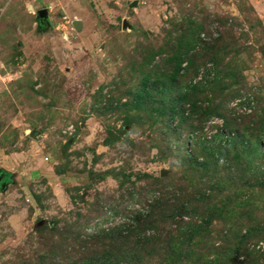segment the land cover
<instances>
[{"label":"rangeland","instance_id":"rangeland-1","mask_svg":"<svg viewBox=\"0 0 264 264\" xmlns=\"http://www.w3.org/2000/svg\"><path fill=\"white\" fill-rule=\"evenodd\" d=\"M43 8L48 13L40 18ZM181 24L188 31L198 25L200 38L220 32L237 42L226 56L236 71V78L229 79L237 81H227L214 102L231 99L225 96L239 89L247 96L252 92L255 98L245 104L250 110L241 105L244 95L226 103L237 113L254 110L244 121L225 129L224 120L214 117L189 132L187 125L177 128L179 114L169 120L168 115L133 111L129 126L125 109H106L109 102L117 106L128 100L127 90L142 84L149 70L141 62L148 42L160 49L181 32ZM206 45L200 39L192 51L200 70L177 79L179 92L210 78L206 73L212 63L202 55ZM263 47L264 0H0V168L8 173L0 186V264L86 259L103 247L101 231L115 229L156 198L150 191L153 177L170 179L167 190L171 184L208 180L214 167L203 177L186 152L199 155L201 143L223 140L221 132L255 139L264 119ZM168 56L165 51L156 57L153 80L171 72ZM208 98L202 95V104ZM201 120L193 114L191 121L198 125ZM67 125L74 126L72 134H64ZM185 136L189 143L184 147ZM253 164L264 166V158L256 157ZM162 169L168 171L164 177ZM218 170L225 179L229 170ZM113 174L120 175L123 187ZM175 225L161 221L162 240L170 238ZM51 230H81L83 236H69L52 256L49 249L58 238L50 237ZM214 230L211 242L218 241L221 226Z\"/></svg>","mask_w":264,"mask_h":264},{"label":"trees","instance_id":"trees-1","mask_svg":"<svg viewBox=\"0 0 264 264\" xmlns=\"http://www.w3.org/2000/svg\"><path fill=\"white\" fill-rule=\"evenodd\" d=\"M180 26L181 32L174 38L169 37L159 47L160 49L156 48L152 42H148L149 47L145 49L141 62L149 70L144 75L142 84L136 89L130 87L127 90V94L131 95L128 100L117 106L113 102H109L106 109H125L126 115L129 116L126 124L129 126L134 125L133 111H146V113L151 111L153 115L157 116L168 115L169 120L179 114L181 121L177 122V128L187 125L190 129L189 132L203 128L206 122L214 117L224 120L225 127L223 128L225 129L230 125L237 124V120L239 123L244 121L245 117L251 115L254 110H251L250 113L245 111L237 113L235 108H228L229 104H226L234 97H242L244 95L242 89L230 92L225 96L226 98L232 96L231 99L223 100L220 104L214 102L222 94L220 92L224 90L227 81L230 82V85L237 81L233 80L236 78L235 69L230 66V60L226 61V56L232 53L229 47H235L237 42L226 40V37L220 32H218V36L213 35L206 38L203 33L200 38L198 25H194V28L189 31L186 24ZM165 31L173 34L166 27ZM200 39L206 40L207 44L204 46L202 55L209 59L213 66L206 73L208 74L206 77L210 78L205 83L201 81L202 78L197 83L186 84L183 88L180 87L182 90L179 92L176 90L179 85L177 79L183 76L186 71L197 69L199 72L200 70L192 52L198 47ZM165 51L169 53L167 60L172 62V70L153 80L152 78L158 71V66L153 62L158 55ZM229 77L233 79H229ZM218 91L220 92L217 93ZM251 93L249 96L244 95L247 98L246 101H241V105L247 104L249 97L253 96ZM210 94L212 98H208ZM202 95L208 98L205 104H202ZM253 98L255 97L253 96ZM188 110L190 114L186 115ZM193 114L200 115V119H202L198 125H193V121H191ZM167 126L175 128L172 124L170 125L169 121ZM246 127L252 131L256 129L255 125L251 128L247 124ZM256 130L257 132L253 133L255 139L252 141L251 138L247 139L242 135L237 137L232 136L229 132H221L223 140H220L216 145L211 144L212 140L207 142L209 144L201 143L199 155L193 156L187 151V156L190 157L192 168L195 171L202 170L204 177L211 167H214L216 173L208 174L211 175L210 178L205 179L200 185L171 184L169 187H173L172 190H167L170 179L153 177L150 191H155L158 195L149 202L148 207L137 212L133 217L128 216L130 218L118 224L115 229L101 231L103 247L96 249V253L89 255L86 259L72 264H140L144 261H149V264H187V262L264 264V166L253 164L256 157L264 158L262 144L264 119ZM124 131L126 132V129ZM221 133H218L217 136ZM182 140L185 147L189 143V139L185 136ZM108 142L110 144L111 140ZM252 154L254 155L253 159L250 158ZM244 159L246 162L243 161ZM220 167H226L229 170L223 180L218 173ZM2 171L8 174L4 170ZM9 174L12 173L9 172ZM113 175L123 187L124 182L120 175ZM256 197L262 200L261 203L255 202ZM258 212H261L262 215H258ZM176 217L182 219L178 221ZM168 220L173 221L176 225L171 229L172 231H168L170 238L162 240L160 235H163V231L159 230L160 224L161 221ZM218 226H221L218 241L211 242L212 233L216 231L214 228ZM51 231L50 237L58 238L57 243L50 249L48 248L52 256L57 254L60 246L68 242L69 236L76 240L82 239L83 236L81 230ZM151 231L153 234L149 236ZM165 241L166 244H161ZM203 241L206 245L201 246ZM251 243H255L252 248L250 247ZM257 244L258 248H256ZM242 256L243 258H241ZM42 262L46 261L41 260L38 264H42Z\"/></svg>","mask_w":264,"mask_h":264},{"label":"water","instance_id":"water-1","mask_svg":"<svg viewBox=\"0 0 264 264\" xmlns=\"http://www.w3.org/2000/svg\"><path fill=\"white\" fill-rule=\"evenodd\" d=\"M136 4H137V1L132 2V6H135ZM47 13H48L47 8H43V9H41V10L38 11V16L40 18H43V17H46L47 16ZM75 26L77 28H81V22L79 20H76L75 21ZM167 173H168V171L166 169H162L161 170V176H166ZM3 186H5V184H3Z\"/></svg>","mask_w":264,"mask_h":264},{"label":"built area","instance_id":"built-area-1","mask_svg":"<svg viewBox=\"0 0 264 264\" xmlns=\"http://www.w3.org/2000/svg\"><path fill=\"white\" fill-rule=\"evenodd\" d=\"M214 36H218V33H214ZM243 106H245V104ZM248 107L249 106H245L244 108L250 110V107L249 108ZM73 129H74V126L67 125L66 129H64L63 132H64V134H72Z\"/></svg>","mask_w":264,"mask_h":264},{"label":"flooded vegetation","instance_id":"flooded-vegetation-1","mask_svg":"<svg viewBox=\"0 0 264 264\" xmlns=\"http://www.w3.org/2000/svg\"><path fill=\"white\" fill-rule=\"evenodd\" d=\"M4 179L5 173H3V171L0 169V186H2V184H5Z\"/></svg>","mask_w":264,"mask_h":264},{"label":"crops","instance_id":"crops-1","mask_svg":"<svg viewBox=\"0 0 264 264\" xmlns=\"http://www.w3.org/2000/svg\"><path fill=\"white\" fill-rule=\"evenodd\" d=\"M1 170H4V171H6L4 168H0ZM4 173V172H3ZM6 175V174H5Z\"/></svg>","mask_w":264,"mask_h":264}]
</instances>
